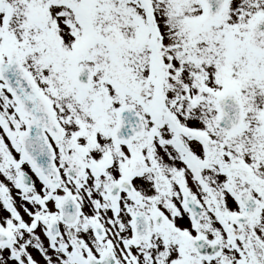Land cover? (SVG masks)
Segmentation results:
<instances>
[{"label": "snow or ice", "instance_id": "obj_1", "mask_svg": "<svg viewBox=\"0 0 264 264\" xmlns=\"http://www.w3.org/2000/svg\"><path fill=\"white\" fill-rule=\"evenodd\" d=\"M0 264H264V0H0Z\"/></svg>", "mask_w": 264, "mask_h": 264}]
</instances>
